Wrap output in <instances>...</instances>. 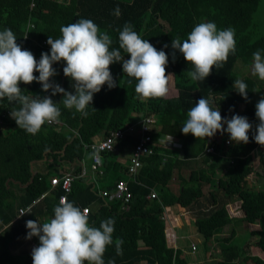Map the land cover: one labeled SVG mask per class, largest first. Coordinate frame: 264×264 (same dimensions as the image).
<instances>
[{"label":"trees","instance_id":"1","mask_svg":"<svg viewBox=\"0 0 264 264\" xmlns=\"http://www.w3.org/2000/svg\"><path fill=\"white\" fill-rule=\"evenodd\" d=\"M258 4L259 0H0V31L11 29L22 49L30 50L36 59L42 52H50V45L42 46L43 41L47 43L48 36L60 38L61 26L81 18L91 19L101 31L107 32L115 48H119V31L130 23L142 39L168 54L166 73L174 75V87H168L165 97L141 99L135 93L137 81L123 73L122 63H113L110 71L117 86L109 89L105 84L94 94L87 117L75 109L64 108L59 103L62 95L57 94L52 99L59 104L61 116L58 121L63 124L59 127L45 124L35 135L18 128L10 117V111L18 109L19 105L6 98L0 99V264H32L31 254L16 250L23 242L31 240L26 239V221H41L43 216L51 218L64 193L59 186H51V178L62 177V174L51 172L53 167L61 163L71 166L73 169L69 173L78 176L82 161L89 164L91 159L85 145L144 117L155 119L156 128L151 131V136L156 144L153 154L141 158L138 174L135 177L126 174L129 157L138 141L137 137L127 135L116 143L121 152L130 149L127 161L119 162L120 152H102V173H96V180L75 178L67 195V201L81 209L89 208L90 226L99 227L101 221L114 218L113 240L123 241L122 254L117 255L115 243L109 245L103 256L105 264L113 259L115 264H186L181 251L167 245L165 208L178 205L187 211L194 210L197 213L194 226L207 246L214 235L233 222L227 204L234 201H240L239 208L243 213L240 223L248 226L250 236L255 238V246L264 256V146L252 139L251 132L249 143L237 144L230 142L229 135L221 140L197 139L181 131L188 111L202 97L211 99L212 106L220 109L222 117L239 114L247 116L254 126L258 123L255 117L258 99L255 101L253 97L263 85L234 71L239 60L252 64L255 51L260 50L264 55V34L259 35V28L253 22ZM117 6L121 10L119 17L113 14ZM201 22H214L218 30L234 28L236 51L229 54L222 68H213L204 81H192L187 75L192 65L178 50L173 62L171 41L177 37L182 41L187 39L194 26ZM165 44L167 48H164ZM121 52L127 55L123 50ZM53 67L58 75L52 79L65 90L74 91L72 81L63 74L64 63ZM236 79L247 84V101L233 86ZM20 87L29 95L51 94L42 92L41 85L35 81L28 85L21 83ZM240 106H243L241 113ZM162 137L176 139L179 148L163 147L158 143ZM210 147L213 152H206ZM253 156L262 172L254 170ZM194 162L198 166L190 171L187 179H180L173 192L170 183L175 173L180 172V166ZM37 166H45L48 171L40 173ZM221 169L223 174L220 176ZM89 170L90 165L86 171ZM254 173L263 179L256 188L248 182ZM120 180L128 182L131 192L128 202L100 197V191L113 187ZM96 181L101 183V189L96 188ZM207 186L213 191L205 194L204 187ZM15 190L21 194L16 195ZM50 190V195L46 196ZM153 191L156 197L148 198ZM16 201L28 210L10 224L16 216L13 209ZM44 207L46 212L39 213ZM5 225L8 226L3 228ZM234 237L233 229L229 237L221 240L222 259L215 264H264V258L249 253L248 245L240 248L233 245Z\"/></svg>","mask_w":264,"mask_h":264},{"label":"clouds","instance_id":"2","mask_svg":"<svg viewBox=\"0 0 264 264\" xmlns=\"http://www.w3.org/2000/svg\"><path fill=\"white\" fill-rule=\"evenodd\" d=\"M113 14L120 16L119 6ZM60 32V38L48 36L50 52H42L37 61L30 50L22 49L17 43L11 29L0 31V99L6 98L10 103L19 105L18 109L10 111V117L18 128L35 135L46 123L58 121L61 109L58 102L52 99L57 94L62 95L59 103L64 108L75 109L87 117V108L92 105L94 94L99 93L105 84L109 89L117 86L110 71V65L116 62L122 63L124 74L137 81L135 93L139 98H162L167 95L169 79L173 75L166 73L168 54L142 39L130 23L119 31V48L112 47L110 35L101 31L91 19L81 18L61 26ZM167 47L165 44L164 48ZM171 48L173 62L178 50L192 65V70L187 73L190 79L204 81L213 68H222L229 54L235 53V29L218 30L214 22H201L194 26L187 39H172ZM121 50L129 58L126 59ZM60 62L64 63L63 74L72 81L74 91L65 90L52 79L58 75L53 65ZM252 74L264 81V55L260 50L253 53ZM34 81L41 85L42 92L51 94H25L20 87L21 82L28 85ZM233 86L247 101V84L236 79ZM255 117L258 120L255 126L247 116L234 114L230 118L222 117L220 109L212 106L211 99L202 97L188 111L181 131L197 139L212 138L218 132H226L230 142L237 144L249 143L251 132L252 139L264 146V96L255 104ZM53 213L43 223L39 220L26 221V239L37 237L39 240V245L31 252L32 264H105L104 253L113 243L117 255L122 254L123 241L119 238L113 240L114 218L101 221L99 227L90 226L88 209L82 210L63 197ZM108 264H115L114 259Z\"/></svg>","mask_w":264,"mask_h":264},{"label":"rangeland","instance_id":"3","mask_svg":"<svg viewBox=\"0 0 264 264\" xmlns=\"http://www.w3.org/2000/svg\"><path fill=\"white\" fill-rule=\"evenodd\" d=\"M253 22L254 24H256L259 28V35H263L264 34V0H259V4L257 7V10L255 11L254 15H253ZM252 66L253 64H245L243 63L242 60H239L236 62L235 64V68L234 71L240 75L241 77H252L255 80H257V82H259V84H262L263 86H261V90L258 91V93H256L253 97V100H259L262 96V92L264 89V81H261L259 79L258 76H254L252 74ZM174 84V75H172L169 79V84L168 87H172ZM243 111V106L239 107V113H241ZM226 128V125H225ZM226 135H229L228 133H226ZM220 136L221 133H217L213 138H216L218 140H220ZM259 150H257L256 152H258ZM257 154V153H256ZM124 156H127V153L124 154ZM253 164V168L256 172H262L259 168H258V162L256 159V156H254V160L252 161ZM248 182L249 185L251 187H258L261 185V183L263 182V180H261V178H258L254 175L249 176L248 178ZM174 190L176 191L177 186L175 184H173ZM96 188L97 189H101V183L96 182ZM208 188L204 187V193L207 194L208 193ZM228 212L229 214H236V218H237V213L238 214H242L241 210L239 207L237 208H233L230 205L227 206ZM181 212V210L179 209L178 205H171L165 208L164 210V216H165V225L169 226V222H183L184 225L188 227L187 230H182L177 229L174 231L175 233V245L178 247V249L181 251L182 256L185 258V260L189 263V264H215V262L221 258V247H220V242L217 240H222L223 238H227L232 234V230L234 229V234L235 237L232 239L231 243L237 247H244L245 245L249 246V253L252 255H259L262 253H260V250L255 246V238L250 236L249 233V229L248 226L243 223L242 225H238L237 223H232L231 226H226L224 229H222V232L220 233L219 236H216V239L212 240V242H208L207 244L210 243L209 246V250L210 252H207L208 250H206V246L205 245V240L202 237V235H200L197 231L196 228L194 226V219L197 216V213L194 212V214H190L191 216L187 215V216H179L178 214ZM177 213V214H176ZM167 234L168 231H167ZM169 237H171V232L169 234ZM168 243L170 245H172V242L170 240H168ZM230 243V244H231ZM195 245L197 247V250L194 252H191V246ZM223 245V244H222ZM31 254V253H30ZM240 264V263H237Z\"/></svg>","mask_w":264,"mask_h":264},{"label":"built area","instance_id":"4","mask_svg":"<svg viewBox=\"0 0 264 264\" xmlns=\"http://www.w3.org/2000/svg\"><path fill=\"white\" fill-rule=\"evenodd\" d=\"M46 45V41H43L42 46ZM39 59L40 57L37 58V61H39ZM46 124L51 127H59L61 125L59 121H54L50 124ZM155 125V119L153 117H144L139 121L135 122L134 124H129L123 129L112 131L106 137L94 140L92 143L85 145V149L90 152L92 157V162L90 165L91 172H98L99 174H101V153L108 151L113 152L115 150V145L117 141L123 139L127 135H133L138 138V141L133 146L132 153L129 157V165L127 167L126 174L129 177H135L138 174V171L141 166V158L153 154V147L156 143L152 140L151 131L154 130ZM162 138L164 139L162 141L158 140V143L162 144V146L165 148H170V145L167 141L169 137ZM228 143L229 142H227V144ZM206 152H213V148H207ZM85 175V170H81L78 176L65 174L61 178H51V186L53 188L59 186L60 189L64 192L60 195L58 202L62 197L67 199V195L71 192L72 181L75 178L85 177ZM99 195L100 197L106 198L107 200H123L124 203L128 202L131 198V192L128 186V182L123 180L118 181L111 188L100 191ZM42 197H44V195ZM150 197L155 198L156 195L154 193H151ZM83 209H88L89 214L88 207H84L82 208V210ZM26 210H28V208L20 209L19 215L24 214ZM191 250L192 252H194L196 250V246L192 245Z\"/></svg>","mask_w":264,"mask_h":264},{"label":"crops","instance_id":"5","mask_svg":"<svg viewBox=\"0 0 264 264\" xmlns=\"http://www.w3.org/2000/svg\"><path fill=\"white\" fill-rule=\"evenodd\" d=\"M253 64V63H252ZM251 65V64H250ZM174 87V84H173V86L172 87H169V88H173ZM139 121V120H138ZM61 124H63L62 122H60ZM156 128V127H155ZM226 136V132L224 133V134H221V136H220V140L222 139V138H224ZM213 138V137H212ZM212 138H210V139H212ZM98 139H100V138H96L95 140H98ZM164 138H160L159 140H163ZM167 139V138H166ZM167 141H168V144L170 145V148H175V147H177V148H179V143L177 142V140L176 139H174V138H172V140H170V138L169 139H167ZM261 146V145H260ZM262 147V146H261ZM121 147H119V146H115V150H114V152H116V153H118L119 154V152L121 153V155H119V157H118V160H119V162H121V163H124V161H127V159L126 158H128V155H130L129 154V152H130V149H128V148H125V149H123L122 150V152L120 151L121 149H120ZM125 153H127V156L125 157L124 156V154ZM91 156V155H90ZM253 158H254V156H253ZM91 162H92V157H91V159H90V163L88 164V162L86 161V160H84V161H82V163H81V170H85V172H86V175H85V178L88 180V181H90L91 179L92 180H96L97 179V176L95 177V175H96V173H92L90 170H89V172H87L86 170H87V166H89V165H91ZM33 165V164H32ZM198 166V164L196 163V162H194V163H190V165L189 166H183V167H181L180 166V172H177V173H175V175H174V178H173V180H172V182L170 183V187H171V189H172V191L173 192H175V190H174V185L173 184H175L176 186H177V188H178V186H179V182H180V179L181 178H184V179H187L188 178V176H189V174H190V171L192 170V169H194V168H196ZM71 166H66V165H62V163L61 164H58L57 166H55V167H53V169L51 170V172L54 174V173H58V174H62V176L63 175H65V174H70L69 172L70 171H72V167L70 168ZM31 168H33V166H31ZM37 168V171L38 172H40V173H46V171H48V168L47 167H45V166H37L36 167ZM223 169H221V170H219V175L221 176L223 173ZM72 175V174H71ZM261 180H263V179H261ZM96 182H98V181H96ZM96 182H95V184H96ZM263 183V182H262ZM22 187H24V186H22ZM111 188V187H110ZM207 188H208V190L209 191H213L212 189H210L208 186H207ZM22 189V188H21ZM108 189V188H107ZM51 191L52 190H50V191H48L45 195L46 196H49L50 195V193H51ZM15 192V194L16 195H20L21 193L18 191V190H15L14 191ZM152 193H154V194H156L154 191L152 192ZM150 195L151 194H149V196H148V198L150 197ZM150 199H153V198H151L150 197ZM228 205H230L231 207H233V208H237V207H239V205H240V201H234V202H230V203H228L227 204V206ZM13 209H14V212L16 213V216L12 219V221H10V224H12L13 222H15L17 219H19L20 217H21V215H19V210L20 209H23L18 203H17V201H16V203H14L13 204ZM44 206V205H43ZM25 209V208H24ZM44 209H45V207H44ZM42 210V211H39V213H43V211L44 212H46V209L45 210ZM179 209L181 210V212L178 214L179 216H187V215H189V216H191L192 214H194V210H185V209H183V208H181V207H179ZM228 210V209H227ZM229 213V212H228ZM241 213H242V211H241ZM177 214V213H176ZM191 214V215H190ZM232 218H233V222L232 223H237L238 225H242L243 223H240L241 221L239 220V219H241L242 217H243V213L242 214H238L237 213V218H236V214H229ZM164 217V216H163ZM50 218L48 217V216H43L42 218H41V223H43V222H46L47 220H49ZM166 221V220H165ZM165 223V222H164ZM231 223V224H232ZM231 224H230V226H231ZM9 225V224H8ZM8 225H5L3 228H6ZM184 225V223L183 222H178V223H176V222H169V226H166V232L168 231V233L170 234V232H171V237H169V234H167L166 235V238H167V245L169 246V247H171V248H174V249H178V247L175 245V238H176V236H175V233H174V231L175 230H177V229H182V230H187L188 229V227H186V226H183ZM229 226V225H228ZM225 228V227H224ZM223 228V229H224ZM220 235V233L219 234H216V235H214L213 236V238H212V240H214V239H216V236H219ZM224 239V238H223ZM168 240H170L171 242H172V245H170L169 243H168ZM212 240H211V242H212ZM217 241H219L220 242V245H221V241L220 240H217ZM39 240H37V237H32V239L29 241V242H23V245H21L17 250H16V252H18V251H21V250H24V251H26L28 254H30L31 252H32V249H33V247H35V246H38L39 244ZM193 245V244H192ZM207 246L208 247H206V250H208L207 252H210V250H209V246H210V243L209 244H207ZM196 250H197V247H196ZM195 250V251H196ZM191 252H192V250H191ZM260 253H262L261 251H260ZM253 255V254H252ZM257 256H259V257H261V258H264V256H263V254L261 255V254H259V255H257ZM181 258H184L182 255H181ZM222 259V256H221V258H219L218 260H221ZM184 260H185V258H184ZM217 260V261H218ZM186 261V260H185ZM186 264H189L187 261H186Z\"/></svg>","mask_w":264,"mask_h":264}]
</instances>
